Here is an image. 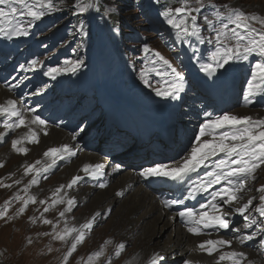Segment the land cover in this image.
<instances>
[{"label":"rangeland","instance_id":"rangeland-1","mask_svg":"<svg viewBox=\"0 0 264 264\" xmlns=\"http://www.w3.org/2000/svg\"><path fill=\"white\" fill-rule=\"evenodd\" d=\"M112 3L114 6L117 5L113 12L118 13V15L123 18V21L120 24L121 27L118 26L120 28L118 32L122 37V48L125 50V54L129 56V59L123 61L118 58L116 50L113 47L114 44L113 46L111 44V41H114L116 38L114 28L111 27L109 22L101 13H93L91 15V19L89 20V41L94 48L92 58L95 60L96 65L85 66L84 68H89V74L92 72L94 74V68L97 69L99 73L98 94L85 96V90L80 91L76 86L70 87L75 80H79V78L85 74L86 70L80 69L81 65L75 72L66 69L71 66V64L78 61L76 59V55L72 57L71 55L73 53H64V56L59 59H55L53 56L58 52V47L60 46L59 42L55 44H48L43 40L48 33L52 34L60 26H66L69 30H66L63 35H68L71 32L73 35L71 38L76 41L75 46H78L80 49L83 48L82 42L77 40L80 36V32L74 31L69 25H65L69 19L68 9L67 11L65 9H60L52 13L46 12L45 16L41 20L33 23L32 29H34V32L27 29L28 25L24 21H17L19 24H23L26 27L28 31L27 36L13 37L12 39L0 37V83L6 88L8 93H12L11 95L17 102L21 103L22 98L26 97V100L20 104L24 109V112L28 111L31 115L39 114L41 119L45 122L49 121L47 123L50 127L55 128L56 130H62L67 135L72 136V138L74 137L73 144H75L77 150L81 149L82 151L87 152L86 154H97L98 152H103V149H101L99 145L97 148L98 150L95 151H90L82 146H89L93 148V146L97 144V140H102L106 134H108L109 137L117 135L116 126L119 123L117 119L113 121V117L115 115L118 117V115L114 112V109L110 104V97H123L130 100L139 108L141 107L139 100L142 98H144V104L142 105L153 106V108L161 105L171 106L173 104L175 99L165 98L166 102L164 103L161 101L162 97L156 96L154 91V88L156 87H167V83H165V81H171L173 78L170 73V69H167L166 66H164L157 59H154L157 60L156 63H150L152 60L147 58V61L144 62L145 66L142 67L139 72L134 70L139 67V65L141 66L144 61L143 51L142 56L140 57L139 48L142 46L152 48L160 55L162 54L161 56L165 59L169 60V62L172 63L171 65L176 68V70L180 67H184L185 74L182 76L184 79L187 77L190 78L191 83L194 84L190 93L181 98V101L182 99L184 100V106L182 108L183 113L181 115V120L179 121L181 125L187 124V127H185L187 130L186 133L183 134L182 139L181 135L178 137V145L175 149L170 151V153H173V160L167 163V165H173L176 161H180L188 154L190 145L194 142L195 134L198 133L199 125L205 121V115H203L204 106L211 104V106H208L212 108L214 105L212 104V98L209 99L205 95L201 94V90L199 88V77L205 74L200 71L199 65L200 63H210V53L215 50L214 42H208L212 40L215 33L207 27L204 20L206 15L211 18V9L209 6L216 5L220 8L221 12H224V6H227L231 9H239L245 14H255L264 18V16L257 14L256 11V8L260 3L264 5V0H203L205 7L202 8L200 12L193 13V15L197 17V23L201 28V33L205 38V43H201L202 47L195 51L190 50V46L194 45L193 38H188L187 42H181L177 39L179 48H176L172 45L170 37L164 32L166 30L165 28L159 27L158 30H151L149 22L147 19H144V15L140 10L141 7H138L137 12L125 14L126 8L124 9L125 6H123L122 0H114ZM189 3L195 6V0H189ZM139 4H144V0H141ZM152 4L153 0L145 1V5L147 7L152 6ZM136 5L138 6V4ZM69 10H73L72 13H74V8ZM79 20H81V18H79ZM161 21L165 27L172 30L162 16ZM84 22L86 21H83V24ZM255 25L258 26V29L260 28L259 25ZM40 26H46V28L42 30L40 29ZM156 32L161 33V40L159 35L154 34ZM165 40H167L169 47L163 46V42ZM13 46H16V48ZM151 52L153 53V56H155L154 54L156 52ZM257 59H259V57L252 56L248 61H234L227 67L226 71L219 70L216 73L220 75L225 74V79L228 78L229 72H232L234 75L240 74V88L236 97L233 98L232 96V99H230V95L225 93V90L229 88V84L224 86L221 91V94H225V98L231 105L230 110L243 108L245 105V92L248 88L247 82L250 79L251 66ZM33 60L37 61V63L30 69L28 68V65ZM21 66H23V70ZM50 69L60 70L59 74H56L55 79H51L50 77L44 75V73ZM157 70L168 74L162 77L158 74ZM20 71H22L24 76L19 75ZM131 71H133V73ZM141 73L145 74V78L151 85L150 87H146L143 83ZM136 74L137 76H134ZM131 79L134 82H129ZM13 84L18 85V87L14 90H9V86ZM37 89H41V94H36ZM147 92H149L150 96L147 95ZM134 97H136V100H134ZM258 98L259 97L257 96L254 100ZM39 99L41 102L38 101ZM185 104L187 106H185ZM254 106L256 107H252V109L258 108L259 104H255ZM33 109L35 110L34 112L29 111ZM192 109L195 111V115H193L192 118L190 117V113L184 114V110H187L188 113L189 111H192ZM247 110H250V108L248 107ZM107 116H109V118H106ZM176 119L174 124V135L178 136L177 125L179 122H176ZM191 119L197 121L191 123ZM57 125L59 127H57ZM29 126L32 129L34 127V125ZM80 129H84V131H80ZM27 131V128L19 129L14 136L11 135L13 133L8 134L6 143H0V158L4 149H6L7 153L10 154L8 156L12 155L9 161L7 160L8 162L5 159H2L0 163L3 165L0 167V182L4 185H11V187H0V211H2L5 207V202L9 201L6 213L3 218H0V264H88L89 254L100 251L101 246L104 245L106 240H111L112 243L106 245L103 250V255L98 258H94L90 264H107L109 259H111V264H123L127 258H132L135 254H137L141 247L138 239H140V234L143 232L130 240L128 239L127 241H123L122 238L109 236V227L112 225L113 212L116 210L117 204H119L120 201L125 200V197H123V199H119V197L117 198L113 196L117 201L103 212L105 214L102 213L99 215V217L95 220L91 231L85 230L83 243L78 244L76 250L71 254V256H69L68 261L65 262L63 260L64 255L70 247L71 237H69L67 241H61L59 239H54L53 236L56 233H62V230L66 226L69 228H71V226L73 227L77 220H83L84 223H86L91 218L92 209L89 205L92 204V200L90 197L99 193L100 189L95 188L94 191L89 194H85L84 191L79 193L75 190L69 191L63 197L65 203H59L49 207L53 203H51L52 198L48 195L50 193H48V190L53 189L55 191L57 189L55 186L58 183L62 184L64 182L62 179L68 173L66 168L73 163L75 160L74 157L69 161H65L63 163L61 162L59 165L56 164L47 173H41L38 184L30 186L28 191L24 192L23 189L25 186L29 185V182L32 180L36 172L34 170L28 175H25L24 173L26 167L29 164L32 165L35 159H33L30 163H24L22 162V158L29 155L30 148L33 147L34 144V147H37L44 140L49 138L50 135L49 133L45 135V133H47L46 131L41 135H37L39 142L29 144L27 147V154H17L12 150L11 141L13 139H17V137L19 138L20 133L25 135ZM22 135H20V137ZM157 135H159L158 131L151 132V137L153 139H155ZM204 139H208V137H205ZM131 141V138H128L123 145L131 143ZM114 145L115 144L109 142L108 140V143L103 146L109 149ZM18 147H22V145H18ZM51 147L52 146L45 147L41 152V157L39 158L41 163L37 164V166L34 163L36 169H40L43 166L48 165V157H43V153ZM121 147H115L118 148L119 153L128 150V148L122 150ZM129 158V164H131V166L128 168L123 167L124 170L120 168L121 164L116 162V165L120 167L116 168V171L112 174L114 177L108 181L107 187L116 183L118 179L123 176V173H126L127 169L132 171L131 168L134 164L138 165L137 162L144 159L140 158L138 155H134L133 157L130 156ZM143 161H145V159ZM65 163L69 164L66 165ZM112 163L115 164L114 161H112ZM140 166H144L143 162ZM254 175L256 178L254 180H250L246 184V189L242 192L246 194V197L250 196V198L253 199L254 205L258 206L260 201L259 193L256 189L264 185V165H261L256 170ZM16 181H20V183H15ZM60 181L62 183H60ZM79 188L85 189V187ZM97 190H99V192H97ZM38 192H40V194H37ZM16 196H19L20 199H16ZM29 197H33L35 199V203L29 202L25 207V211L20 214L18 210L24 206V200H27ZM67 199H74L76 206L72 208L70 213L67 212L73 218H68L66 223L64 219L65 217H61L59 213L61 212L60 208H62V205L66 204ZM41 200H44L46 203L41 204ZM247 200L242 201L241 199V202L247 203ZM46 207H49L50 211L45 212L44 209ZM250 211L252 216H255L258 220L260 219L254 210ZM44 219L49 221L51 220L52 223L44 224ZM231 219L233 225L240 228L241 232H227V234H224L226 238L230 240L235 241L236 238L234 234H241L242 232L250 233L251 231L256 230L255 226L252 229L244 230L242 227L243 220L239 221L233 217ZM53 225L56 226L55 231L53 229ZM209 231L210 234L205 235V238H208V236L211 235L213 238L225 239L224 237L218 235L220 231ZM44 233H51V235H44ZM259 237L260 236H257L254 241H251V244L246 242L242 245L238 242V246L236 248H234L233 244L230 248H221L220 251L214 253L213 256L217 255L219 257V255L221 253H225L226 250L227 252H230L237 249V251H242L244 253L249 251L251 253V256L249 254V257H256V259L258 257L259 262L253 264H264V251H262L258 245L260 240ZM196 238L208 240L205 239L203 235ZM117 241H120L125 245L124 251L118 258L114 255ZM159 242L160 244L162 243L160 245L162 246L163 241ZM185 249L186 247L183 245L181 251H184L186 255L188 253ZM180 254L181 253H177L174 257L166 255L163 264H168L171 260L174 264H182L185 259H179ZM205 254L203 253L202 256ZM209 257L211 256L207 255V258ZM223 262L226 264L225 262L228 261ZM252 262L253 260L247 257L244 264H252Z\"/></svg>","mask_w":264,"mask_h":264},{"label":"snow or ice","instance_id":"snow-or-ice-1","mask_svg":"<svg viewBox=\"0 0 264 264\" xmlns=\"http://www.w3.org/2000/svg\"><path fill=\"white\" fill-rule=\"evenodd\" d=\"M177 3L179 6L175 8L167 7L160 13L167 25L174 31L176 38L181 42H187L188 38H195L197 42L205 43V38L197 23V17L193 15V13L200 12L205 7L203 0H195V6L190 4L189 0H177ZM209 7L211 18L206 15L204 20L207 27L215 33L212 40L208 41L209 43L214 42L215 50L210 53V63H200V71L212 77L219 70L226 71L227 67L234 61H248L252 56L259 57L251 66L250 79L247 82L248 88L245 92V103L250 104L255 97L264 95V18L255 14H245L239 9H231L227 6H224V12H221L216 5H210ZM73 8V14H84L93 8L99 12V8L91 0H87V2L86 0H77ZM58 10H60L59 6L54 4L53 0H31V2L30 0H0V37L12 39L13 37L27 36L26 27L14 21H24L30 26L34 21L41 20L46 12L52 13ZM111 11H114V9H105L103 16H108ZM253 24L259 25L260 28L253 27ZM76 31L84 33V25L81 23ZM143 51L148 53L151 50L145 46ZM154 55L167 69H170L173 77L171 81H165L168 85L166 88H154L155 95L162 98L178 99L177 94L183 87L184 77L177 72L169 60L159 53ZM36 63L35 60L31 61L28 68H33ZM81 63L82 61H77L71 64L70 70L75 72ZM21 67L23 70V66ZM59 71V69H50L44 75L55 79ZM157 71L162 77L168 74ZM141 79L146 87L151 86L144 73H141ZM16 87L18 85H10L9 90H14ZM36 94H41V89H37ZM29 111L34 112L35 110ZM0 117L5 118L3 123L0 124V128H3V131H0V143L7 142L6 138L10 132L21 127H27L28 129L25 135L11 141L12 150L17 154H27L28 151L27 148L18 147V145H23L25 142H39L36 132L29 125L45 126L46 124L39 114L31 115V119L26 121L24 112L17 107V103L13 99H8L0 105ZM80 131H84V129H80ZM205 137H208V139H204ZM65 154L71 156L75 153L67 145L51 147L43 153L44 157L51 158L50 164L36 169L35 164L41 163L37 160L35 164L28 165L24 174L28 175L34 170L36 174L23 191L27 192L30 186L38 184L41 173H47L59 160L64 159ZM261 165H264V118L254 119L249 116L241 117L225 113L214 118L210 116L199 125L198 133L195 134L194 142L190 145L188 154L180 161L173 165L156 164L145 167L139 172V176L145 180L155 178L183 185L186 178H190L192 173H199L200 169H205L203 175H199L197 179L191 181L182 199L161 198L162 207L172 209L174 206L182 205L186 200L195 199L197 196L209 193L210 198L207 199L206 203L200 205V210L197 211L189 207L182 211L177 210L176 214L186 227L187 232L193 236L210 234L209 230L240 233L241 229L232 223L231 218L235 215L242 218L244 230L256 227L255 231L237 235L238 242L243 245L248 241H254L257 236H260L258 245L264 251V235H262L264 234V185L256 189L260 201L258 206L254 205L251 198L248 199L247 203L239 205V201L242 199L239 193L246 189V184L250 180L256 178L254 174ZM2 166L0 164V167ZM102 169V164H86L81 171L86 176L95 179L103 175ZM80 179V176H74L67 185L58 187L53 195L56 196L65 188H72L78 184ZM15 183H20V181ZM216 185H220V187L209 192ZM98 186L104 188L106 184L100 183ZM0 187H11V185H4L0 182ZM116 195H122V193L118 192ZM15 198L20 199L19 196ZM29 202L35 203V199L29 197L24 200V206L18 210L20 214L25 211V207ZM8 203L9 201H6L5 207L0 211V218H3L6 213ZM40 203L44 204L46 202L41 200ZM59 203H65L63 197L54 200L49 207ZM66 204L64 210L59 213L61 217L65 216V213L71 212L72 208L76 206L74 199H67ZM49 207H46L44 211H49ZM250 210H254L260 219L258 220L255 216H252ZM99 215L100 213L94 214L79 228L66 226L62 233H56L53 236L54 239L61 241H67L71 237L70 247L63 257L65 262L76 250L78 244L83 243L85 230H92ZM43 223L51 224L52 222L44 219ZM55 227L53 225L54 231ZM44 235H51V233H44ZM111 243V240H106L100 251L89 254L88 264L94 258L102 256L104 247ZM231 246L232 241L230 239H208L199 243L195 250L213 256L221 248H230ZM124 249L125 245L123 243L115 245V257L118 258ZM164 260L165 257L159 253H153L146 264H162ZM246 260L247 256L244 252L230 251L220 254L215 264H221L223 261H228L229 264H244ZM107 264H111V259L108 260ZM182 264H191V262L184 260Z\"/></svg>","mask_w":264,"mask_h":264},{"label":"bare ground","instance_id":"bare-ground-1","mask_svg":"<svg viewBox=\"0 0 264 264\" xmlns=\"http://www.w3.org/2000/svg\"><path fill=\"white\" fill-rule=\"evenodd\" d=\"M256 11L257 14L264 16V5L260 3L257 6ZM252 26L258 27L255 24H253ZM13 47L16 48V46ZM177 70L181 75L185 74L184 67H180ZM19 75L24 76L22 71H20ZM224 76L225 74H216L212 77H209L206 74H203L199 77V87L201 90L200 93L205 95L209 99L212 98V104H214L212 108L210 107L211 104H208L210 106H204L203 115H205V121L210 116L214 118L215 116L223 115L225 113L235 114L241 117L249 116L254 119L264 118V95L258 96L259 98L255 99L250 104L245 103L243 108H237L233 110L231 109L232 111L230 110L231 105L228 103L229 101L225 98V94H221V91L224 86L229 84V88L225 90V93L230 95V99H232V96L233 98L236 97V94L240 88V74L234 75L232 72H229L227 79H225ZM192 87H194V84L191 83L190 78H185L183 80V87L180 90V93H178L179 98L176 99L171 106L161 105L157 106L156 108H153V106L142 105L144 104V98L139 100V103L141 104L140 109L130 100H127L123 97H110V104L112 105L114 112L120 115V122L116 126V129L117 132L121 135L109 137L108 134H106L102 140H97V144L93 146V148L89 146H82L90 151H95L98 150L97 148L99 145V147L103 149V152H98L97 154H86L87 152H84L81 149L77 150V147H75V144H73L74 137L72 138V136L67 135L62 130H56L55 128L50 127L47 123L49 121L46 122L45 126L34 125L33 127V130L37 131V135H41L45 131L47 132V134L49 133L50 135L49 138L44 140L37 147H34V144V146L30 148L29 155L26 157L24 156L22 158V162L30 163L33 159H35L33 161L34 164L35 161L39 160V158L41 157V152L44 150L45 147H60L63 145H67L75 154L71 156L65 154L64 159L59 160L56 164L59 165L61 162L63 163L65 161H69L71 158L74 157L75 160H77H74L75 162L73 161V163H71L69 167L66 168L68 173L62 179L64 182L61 180L63 183L60 181V183L62 184L58 183L55 187L58 188L61 185H67L68 182L71 181L74 176H80V181L77 185L70 188V190L68 188L63 189L61 193L56 195V197L53 195V193L55 192L53 189L48 190V193L50 192L48 195L52 198L51 203H53L54 200L60 197H64L67 192L72 190H75L78 193L84 191L85 194H89L93 192L95 188L100 189V192L99 190H97V192L99 193H96L94 194V196L90 197V199L92 200V204L89 206L92 209V217L96 213H100L101 215L104 211H106V209H108L112 204L117 201L114 199L115 197H119V199H123V197H125V200L120 201L119 204H117L116 210L113 212L111 223L112 225L109 227V236L122 238L123 241H127L128 239L130 240L136 235L142 232L143 233L140 234V239H138L139 245L141 246L140 250L132 258H127L123 264H146L147 260L151 257L153 253H159L163 257H166V255L174 257L177 253H181L179 259L184 258L185 260L190 261L191 264H215L216 259H218L217 255L207 258V254L204 253L205 255L202 256L203 252L195 250L196 246L205 240H202L201 238H196L198 236H193L188 233L186 227L176 214L177 210L182 211L185 210L186 207L193 208L197 211L200 210V205L202 203H206L207 199L210 198L209 193H204L203 196H197L195 199L186 200L182 205L174 206V208L172 209H166L162 207L160 203L161 198L182 199L183 195L186 194V190L188 186H190L191 181L197 179L199 175H203L206 170L202 168L199 170V173H192L190 178H186V181L183 185L155 178L145 180L139 176V172L145 167L153 166L156 164H167L173 160V153H170V151L173 149V145L174 147L178 145V137H180L181 135L182 139L183 134L186 133L187 130L185 128L187 127V124L184 123L185 125H181L179 121L181 120V115L183 113L182 108L184 106V100L182 99V103L180 102V100L181 98H183L184 95L190 93V91L193 89ZM11 94L8 93L6 88L3 87V85L0 83V105L4 104L8 99L14 100V97ZM147 95H149V92H147ZM24 100H26V97L22 98V102ZM134 100H136V97H134ZM38 101L41 102L40 99ZM161 101L165 103L166 99L162 98ZM22 102L19 103L16 101L17 107L23 111L24 109L20 105L22 104ZM255 104H259L258 108L252 109V107H256L254 106ZM185 106L187 105L185 104ZM248 107L250 108V110H247ZM189 113L191 115V118L193 115H195V111L193 109L188 113L187 110H184V114ZM24 117L25 120L28 121L31 119V114L26 111L24 112ZM106 118H109V116H107ZM4 119V117H0V124L3 123ZM175 119L176 122H179L177 133L178 136H175L173 140L171 139V136L174 133ZM196 121L197 120L191 119V123H194ZM57 127L59 126L57 125ZM26 128L27 127H21L19 129ZM19 129L10 132L13 133L11 135H16ZM0 131H3V128H0ZM152 131H158L159 135H157L155 139L151 137ZM22 134L20 133V135ZM128 138H131V143H126V145H123V143L126 142ZM108 140L109 142L115 145L106 150L103 145L107 144ZM29 144L31 143L25 142L22 147L25 146L27 148ZM116 146H122V150H125V148H128V150L119 153L118 148H115ZM8 155L10 154H8L7 150L4 149L3 153L1 154L0 163L2 159L9 161L12 155ZM134 155H138L140 156V158H144L145 161H143L144 159H142L141 161L137 162L138 165L134 164V166L131 168L132 171L127 169L126 173H123V176L119 178L116 183L107 187L108 181H110L111 178L114 177L112 176V174L116 171V168H118L116 162L121 164V167L119 166L121 169H123V167L128 168L131 166V164H129V157H133ZM47 161L48 164H50L51 158L48 157ZM112 161H114L115 164L112 163ZM142 162L144 164L143 167L140 166ZM86 164H102L103 175L98 176L95 179H93L91 176H86L85 173L81 171L82 167ZM100 183L106 184V187L100 188L98 186ZM79 187H85V189H81ZM218 187H220V185L214 186L212 189L209 190V192L214 191ZM118 192L122 193V195H116V193ZM37 194H40V192H38ZM240 195L241 197L243 196L242 201H246L250 198V196L246 197V194H244V192L240 193ZM242 204L244 203L240 200L239 205ZM66 206L67 204L62 205V208H60L61 211H63ZM63 217H65L64 219L67 223V219L72 216H70V214L68 213H65V216ZM98 217L99 216H97V218ZM233 218L239 221L242 220V218L235 215L233 216ZM83 223V220H77L73 227L79 228V226ZM247 233L248 232H242L241 234ZM224 234H227V232L221 230L218 235L224 237L225 239H228ZM205 235L207 234L203 235L204 238ZM237 235L240 234H234L236 238L235 241L231 240L234 248L238 246ZM205 239L217 238H213L211 235H209L208 238ZM159 241H163L162 246H160L162 243L160 244ZM120 243V241H117V244ZM251 243V241H248V244ZM183 245H185V250L188 253L186 255L184 251H181ZM235 251H237V249ZM225 252H227V250ZM245 254L246 256L248 255L247 257L249 259L253 260L252 264L259 262L258 257L257 259L256 257H249V254L251 256V253L249 251L245 252ZM225 263L229 264V262ZM168 264L174 263L171 260L170 262H168ZM221 264H224V262H221Z\"/></svg>","mask_w":264,"mask_h":264},{"label":"trees","instance_id":"trees-1","mask_svg":"<svg viewBox=\"0 0 264 264\" xmlns=\"http://www.w3.org/2000/svg\"><path fill=\"white\" fill-rule=\"evenodd\" d=\"M140 1L141 0H122V4H123V6H125L124 9L126 8L125 14H131L133 12H137L138 11V6L136 4L139 5ZM76 2H77V0H53V3L56 4L57 6H59V9H61V10L65 9L66 11L68 9V13H69L68 17H69V19H68V22L65 25H69L70 28H72L74 31H76V29L79 27V25L81 23L83 24V21H86V19H89L93 13H97V14L101 13L103 15V12H104L105 9H114L115 10L116 7H117V5L114 6L113 3H112V2H114V0H91V2L94 3L96 5V7L99 8V12H97L96 9L93 8V9H90L89 12H86L84 14H73L72 13L73 10H69V9L73 8V5ZM86 2H87V0H86ZM178 5L179 4L177 3V0H157V3H156L157 7L156 8H157L158 11L162 12L167 7L175 8ZM147 12L148 11L146 9L142 11V13L144 15V19L152 20L153 18L151 16H147ZM79 18H81L82 21L79 20ZM105 18L109 22L111 27L114 28V31L116 33H119L118 31L120 30V28L118 26H120L121 22L123 21V18H121L118 15V13H114L113 11H111L109 13V15L106 16ZM83 25H84V28H85V32L84 33H80V36L78 38V40L80 42H82V44H83L82 47L83 48L80 49L78 46H75L74 47L75 49H73V50L76 51V55H78L80 53H86L89 49L92 50V44L89 41L88 25H85V23ZM154 34L156 35V33H154ZM120 36H121V34H120ZM140 51H141V47L139 48V52ZM121 52H123L124 55H125L124 59H128V55L125 54V51L121 50Z\"/></svg>","mask_w":264,"mask_h":264}]
</instances>
